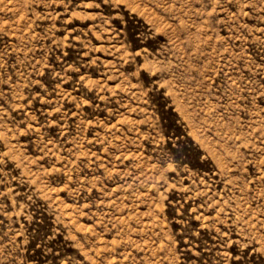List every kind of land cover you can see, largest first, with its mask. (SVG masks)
Here are the masks:
<instances>
[{
	"label": "rangeland",
	"instance_id": "rangeland-1",
	"mask_svg": "<svg viewBox=\"0 0 264 264\" xmlns=\"http://www.w3.org/2000/svg\"><path fill=\"white\" fill-rule=\"evenodd\" d=\"M0 264H264V0H0Z\"/></svg>",
	"mask_w": 264,
	"mask_h": 264
}]
</instances>
